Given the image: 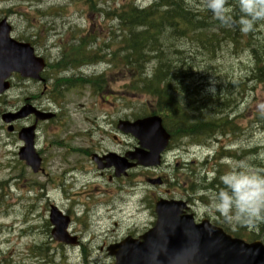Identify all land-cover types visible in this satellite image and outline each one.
I'll return each mask as SVG.
<instances>
[{
	"label": "rangeland",
	"instance_id": "obj_1",
	"mask_svg": "<svg viewBox=\"0 0 264 264\" xmlns=\"http://www.w3.org/2000/svg\"><path fill=\"white\" fill-rule=\"evenodd\" d=\"M5 1L17 2L0 0V8L8 7V2ZM138 1L140 4L148 2V0H101L97 7L93 8L88 0H40L39 8L46 12L45 16L38 10L31 11L30 5L25 4L23 5L25 9L16 7L20 14L13 15L11 21L17 38L34 39L38 35L40 42H36L35 47L41 55L52 56V62L58 58L57 64L61 68L65 67L62 70L67 68L65 71L69 72L75 68L84 77L92 79L101 75L99 69L87 71L85 66L79 69L82 64L67 66V60L60 58L61 48L64 47L58 48V44L63 41L69 42L73 37L78 38L79 43L80 38L84 40L83 34L86 36L91 34L97 38L100 47L105 48L109 45L112 48L115 45L113 33L116 34V31L113 29L116 22L111 20V16L102 14L100 10L111 12L126 2L137 4ZM150 1L152 3L154 0ZM184 2L193 15L209 18L211 23L205 34L210 41L208 47L213 46L214 49L209 51L202 47L195 35L170 39L174 32L163 30L160 37H168L169 48L166 47L168 55L184 58L187 68L189 65L192 66L193 73L197 74V86L204 91L205 96L213 98L209 102L211 107L207 104L197 105L198 108L208 110L215 107L211 111L201 110L200 114L217 112L221 115L220 118L223 117V113L229 115L231 119L229 121L233 122L232 129L225 131L230 135L219 136V144L211 143V151L193 145L197 140L203 144L210 142L206 140L208 137L206 138L204 134H198L200 135L198 138L190 136L180 143L189 146H173L171 150L174 153L169 154V160L159 170L133 171L118 185L108 182L106 175L104 179L95 177L92 186L82 188L81 185H75L72 188V173L80 180H88L97 175L95 168L88 163L90 159L88 155L84 153L83 156L78 152L73 154L72 148L96 150L98 145L104 144L103 149L112 146L118 151H121L120 147L126 149L134 145L135 141L130 137H120L119 140L123 143L118 145L117 139L113 138L114 135L119 138L117 122L139 115L146 116L148 112L153 111L154 104L148 96L141 94L140 91L137 93L130 90L131 84L137 79L131 78L127 69L121 67L120 61L125 59L126 55L121 52L117 56L120 67L112 69L111 75L106 74L105 79L110 82L108 90L101 96H92L86 87L77 89L74 86L59 95L51 94L52 105L55 107V103L62 99L64 111L69 118L59 119L58 125L49 126L48 134L44 133V127L41 134V146L45 150L49 174L47 178L31 175L19 161L17 152L20 142L8 134L6 127H3V131L0 130V183L10 184L11 179H14L11 188L9 185L0 186V264H113L114 260L104 251L106 246L114 243L111 237H120L128 231H143L146 226H151L155 221L153 212L155 197L166 194L168 190L167 187L159 189L150 186L146 183V177L153 174L166 175L167 180L173 183L178 176L180 177L178 184L181 185L179 191L184 187L189 189L192 183L195 189L204 187L208 169L212 165L204 162L205 158L209 153L212 155L216 153L223 144L235 151L232 153L235 158L228 162L224 161L228 164L224 165L226 169L217 168L216 174L224 173L244 162L254 173L264 175V71L260 77L259 70L255 69V54L252 55L251 52L254 49L258 50L259 61L264 62V21L258 25L254 23L253 31L244 34L238 27L225 26L213 18L203 7V0ZM228 2L229 0L227 5ZM118 39L121 40V37ZM151 57H156L155 53L151 54ZM153 66V63L146 65L147 76L152 75ZM76 70L71 71L69 75L75 74ZM255 75L261 80L252 82ZM18 83L16 81V87L6 98L11 107L22 98L21 86ZM231 83L237 84L236 89ZM193 116L197 117L199 114ZM238 116H240L238 119H234ZM0 125H3L1 121ZM64 140L67 141L63 144L58 142ZM64 144L68 146L62 147ZM249 150L252 151L244 155ZM82 160L84 162L80 163ZM75 165L81 168L65 176L64 172L74 169ZM82 166L91 171L89 177H82L85 176L81 171ZM195 169L197 175L192 179V172ZM17 177L20 178L19 181ZM188 178H191L190 182ZM32 180L40 185L31 187ZM135 185L137 186L133 188ZM42 186H45L44 192L41 190ZM98 187L103 189V193ZM128 192L131 193L127 194ZM42 194L48 198L40 199ZM77 194L83 196L80 198ZM171 195L179 197L185 193L175 192ZM200 197L201 195H197V198ZM209 197L214 198L212 193ZM196 203L195 211L200 218L206 213H215L207 210L202 202ZM48 204H56L73 216L75 220L73 229L81 232L83 241L86 242L85 255L81 254L80 249L62 251L51 241L46 228L49 218ZM211 218L216 221L215 217ZM86 221L90 225L88 230L85 229ZM246 234L250 235L248 232ZM90 238L91 242L87 243ZM88 254L91 257L86 259Z\"/></svg>",
	"mask_w": 264,
	"mask_h": 264
},
{
	"label": "water",
	"instance_id": "obj_2",
	"mask_svg": "<svg viewBox=\"0 0 264 264\" xmlns=\"http://www.w3.org/2000/svg\"><path fill=\"white\" fill-rule=\"evenodd\" d=\"M10 31L6 24L0 26V94L8 89L5 80L13 72L28 76L25 71L29 66L32 65L31 69L41 64V60L34 58L29 45H21L10 38ZM119 128L139 139L141 149L127 155L137 164H130L126 159H111L117 176L138 165L153 167L161 164V154L170 138L163 129L161 119L153 117L135 123L121 122ZM24 134L23 139L28 142V147L24 149L22 159L37 171L40 161L31 152L32 136L29 131ZM186 209L188 207L183 202L159 201L156 205L157 222L153 229L140 240L127 239L109 249L110 254L116 256V264H264V246L260 242L249 245L233 239L207 221L197 225L193 215H183ZM59 217L54 212L53 223L58 227L54 231L56 239L64 234L67 225L61 231Z\"/></svg>",
	"mask_w": 264,
	"mask_h": 264
},
{
	"label": "trees",
	"instance_id": "obj_3",
	"mask_svg": "<svg viewBox=\"0 0 264 264\" xmlns=\"http://www.w3.org/2000/svg\"><path fill=\"white\" fill-rule=\"evenodd\" d=\"M100 1L88 0V3L96 8ZM100 12L111 16V20L116 18L119 21L120 30L125 32L122 35V46L131 52L130 64L137 79L132 88L140 89L157 100L158 111L163 114L164 125L173 134V139L191 132L193 135L210 136L217 128L228 124L227 119L220 118L221 115L217 112L209 113L207 118L200 114L201 110L208 109L198 108L197 105L207 104L211 107L209 102L213 98L205 96L204 91L197 86L194 70L192 66L189 65L187 68L183 64L184 58L168 55V37H160L162 30L174 32L170 39L195 35L202 47L212 51L214 47H208L210 41L205 34L208 30L206 28L211 23L208 17L193 15L184 0H156L147 9L138 8L134 2H126L120 8L112 9L111 12L102 9ZM235 13L240 14L239 8H235ZM125 30L128 32L126 33ZM257 51L255 49L254 53L256 59H259ZM154 53L155 61L151 63L159 65V68L156 69L152 79L143 78L142 70L149 64L150 54ZM175 63L178 67L174 66ZM256 64L259 72L264 70V62ZM194 114L199 116L194 117ZM225 121L226 123L220 125ZM260 231L264 232V225L260 227ZM240 235L244 236V233Z\"/></svg>",
	"mask_w": 264,
	"mask_h": 264
},
{
	"label": "clouds",
	"instance_id": "obj_4",
	"mask_svg": "<svg viewBox=\"0 0 264 264\" xmlns=\"http://www.w3.org/2000/svg\"><path fill=\"white\" fill-rule=\"evenodd\" d=\"M239 17L234 19L227 0H203V7L213 18L241 33L253 31L257 21L264 20V0H237ZM220 189L215 193L211 210L220 213L228 223L246 225L249 229L264 221V175L254 173L240 162L219 176Z\"/></svg>",
	"mask_w": 264,
	"mask_h": 264
},
{
	"label": "bare ground",
	"instance_id": "obj_5",
	"mask_svg": "<svg viewBox=\"0 0 264 264\" xmlns=\"http://www.w3.org/2000/svg\"><path fill=\"white\" fill-rule=\"evenodd\" d=\"M155 1L156 0H154L152 3H151V5L153 4V3H155ZM234 12H235V9H234ZM196 18H198V17H196ZM134 20V19H133ZM200 20V19H199ZM113 22H116V24H115V29H113L114 31H116V32H118V33H121V31L122 30H120V26H119V21L115 18V20H112ZM126 28V27H125ZM119 37H121V40H119L120 42L122 41V36H119ZM118 37V38H119ZM116 43V42H115ZM122 48H124V46H122ZM147 49V48H146ZM159 53V52H158ZM149 55V54H148ZM148 55H147V57H148ZM140 58V57H139ZM67 60V66L69 65V67H71V66H78V65H81V64H71L70 62H69V60L68 59H66ZM145 60V59H144ZM254 60H255V64L256 63H260V61H259V59H256V57L254 56ZM141 62H142V60H140ZM63 62V61H62ZM58 63H60V61L58 62ZM136 63V62H135ZM137 64V63H136ZM145 64H146V62H145ZM152 64V63H151ZM154 64V63H153ZM155 65V64H154ZM256 65H258V64H256ZM66 66V67H67ZM143 66V65H142ZM83 67V65H81L80 67H79V69H81ZM65 68V67H64ZM63 67H62V69H64ZM67 69V68H66ZM65 69V70H66ZM96 76V75H95ZM94 78H99V77H94ZM93 79V78H92ZM38 252V251H37Z\"/></svg>",
	"mask_w": 264,
	"mask_h": 264
},
{
	"label": "flooded vegetation",
	"instance_id": "obj_6",
	"mask_svg": "<svg viewBox=\"0 0 264 264\" xmlns=\"http://www.w3.org/2000/svg\"><path fill=\"white\" fill-rule=\"evenodd\" d=\"M17 79L20 81V78H19V77H18ZM39 108H41V107H39ZM43 110H45V109H43ZM186 200H189V199H188V198H186Z\"/></svg>",
	"mask_w": 264,
	"mask_h": 264
}]
</instances>
